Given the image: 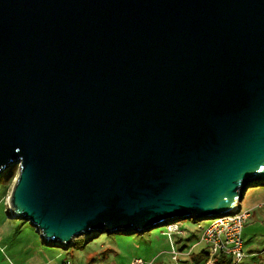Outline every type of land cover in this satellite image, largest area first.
<instances>
[{"label":"water","instance_id":"1","mask_svg":"<svg viewBox=\"0 0 264 264\" xmlns=\"http://www.w3.org/2000/svg\"><path fill=\"white\" fill-rule=\"evenodd\" d=\"M45 241L238 211L264 182V0H0V174Z\"/></svg>","mask_w":264,"mask_h":264},{"label":"rangeland","instance_id":"2","mask_svg":"<svg viewBox=\"0 0 264 264\" xmlns=\"http://www.w3.org/2000/svg\"><path fill=\"white\" fill-rule=\"evenodd\" d=\"M18 175V165H13L0 174V211H2L4 207L2 203L5 201L6 206L9 208V213H11L8 196H10L9 194L12 192L11 190L13 189ZM9 177L13 178L12 186L5 197H3V190L6 188V181ZM254 193L255 196L258 195L255 198L256 201L260 202L264 200V182L259 183L254 181L250 185L246 192L245 199L242 201L241 211H246L253 205L254 200L252 199V195ZM250 216L251 217H249L246 222L243 233L246 257L243 258L239 264H264V208L257 207L256 209H252ZM214 220L215 219H205L196 222L194 219L189 218L181 221L187 233L186 236L192 238L187 242V247L183 250L184 253L190 250L191 245H195L199 242V237L202 234L203 228L212 224ZM15 221L17 224H15L14 228H10L9 232L11 235L9 238H6L8 240L10 238L13 240L14 238L17 240L31 238V246L26 252L27 258L32 255L37 258L42 257L45 262L49 261L51 264H66L68 262H70V264H132V259L136 257L146 258L145 260L148 263L151 261L149 259L161 254V256L163 255L162 257L166 258V264L174 261L171 254L167 253L172 247V240L170 236L166 235L167 231L165 229L167 225L155 227L147 231L143 238H140V232H104L91 239H89L91 234L79 236L76 238L79 240L72 243L70 246H66L45 241L41 234L38 233L37 229L28 221L20 218L15 219ZM31 231H34V235L29 234ZM132 239L136 240L132 242ZM173 239L178 243L175 235ZM16 244L18 245L17 248H20V246L22 247L19 242H16ZM203 247L204 244L198 247L197 251H200ZM7 251L8 255L12 257L15 256L14 250L10 252L8 249ZM178 263L197 264L185 255L180 257Z\"/></svg>","mask_w":264,"mask_h":264},{"label":"built area","instance_id":"3","mask_svg":"<svg viewBox=\"0 0 264 264\" xmlns=\"http://www.w3.org/2000/svg\"><path fill=\"white\" fill-rule=\"evenodd\" d=\"M241 210L242 204L240 209L235 213L213 218L215 219L214 222L204 228L200 240L207 247V264H218V255L220 254L232 256L234 258V264H239L246 257L243 233L251 210ZM166 231L172 240L170 250L172 259L174 262H179L181 256L189 255L192 252V248L184 253L183 249L174 241V235L183 233L178 223L167 224ZM136 264H155V261L151 260L147 263L143 258H137Z\"/></svg>","mask_w":264,"mask_h":264},{"label":"crops","instance_id":"4","mask_svg":"<svg viewBox=\"0 0 264 264\" xmlns=\"http://www.w3.org/2000/svg\"><path fill=\"white\" fill-rule=\"evenodd\" d=\"M256 196H258V195H256ZM256 196H255V193L252 195V199L254 200V203L251 206L253 208L249 207L250 208L249 210H251V211H252V209H256L257 207L258 208H264V200L258 202L255 200ZM3 197H5V195H3ZM2 204L4 205V207H3L2 211H0V264H51V262H49V261L45 262V260H43L42 257L37 258L36 256L32 255L31 257L27 258L28 256L26 255V252H27V250H29V248L31 246V244H30L31 238L20 239V240H17L16 238H14V240L11 238L8 240L6 238V237H8V238L10 237V235H11V233L9 232L10 228H14L15 224H17V222L15 221L16 218H12L10 216L9 208H8V206H6L5 201ZM33 232L34 231H31L29 234L34 235ZM140 233H141L140 238H143V237H145L144 234H146L147 231L140 232ZM186 234L187 233H185V236L183 238H181V237L177 238L178 246L183 250H184V248L187 247V242L192 239L190 237H187ZM200 237H199V242H197L195 245L193 244L190 246V249L192 248V252L189 255H185V256L188 258H191V260L194 263H197V264L198 263H204L205 264V262H204L205 261L204 250L206 248V245L204 243H201ZM74 240H76V239H74ZM135 240L136 239H132V242ZM16 242H19L22 245V247L20 246V248H17L18 245L16 244ZM203 244H204V247L200 251H197L198 247L202 246ZM8 249L10 250V252H12L14 250V253H15L14 257L7 254ZM167 253L171 254L170 250ZM162 256H161V254H158L157 257H154V258L149 259V260H154L155 264H166V258L162 257ZM137 258H141V257H136V258L132 259V264H136ZM143 259L145 260L146 258H143ZM172 263L173 264H179L178 262H174V261H171V263H169V264H172ZM66 264H70V262H68Z\"/></svg>","mask_w":264,"mask_h":264},{"label":"trees","instance_id":"5","mask_svg":"<svg viewBox=\"0 0 264 264\" xmlns=\"http://www.w3.org/2000/svg\"><path fill=\"white\" fill-rule=\"evenodd\" d=\"M7 185H6V188L3 190V193H4V195H6V193L8 192V190L11 188V186H12V182H13V178H10L9 177V179H7ZM196 222L197 221H201V220H198V219H194ZM181 221H183V220H181ZM181 221H176L175 223H178L179 225H180V230H182V234H176V238H179V237H181V238H183L184 236H185V233H186V231L184 230V228H183V223H181ZM172 223H174V222H172ZM171 224V223H170ZM167 229V228H166ZM165 229V230H166ZM164 230V231H165ZM203 230H204V228H203ZM203 230H202V232H203ZM125 232H130V233H132V232H139V231H125ZM110 233V232H109ZM96 235H98V231H96V232H92L91 233V235L89 236V239H91L92 237H95ZM77 240H79V239H76V240H74V242H76ZM73 242V243H74ZM204 253H205V264L207 263V260H208V251H207V247L205 248V250H204ZM218 264H234V258L232 257V256H229V255H225V254H220V255H218Z\"/></svg>","mask_w":264,"mask_h":264}]
</instances>
